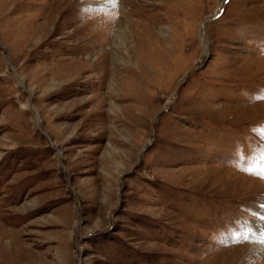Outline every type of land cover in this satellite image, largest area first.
<instances>
[{
  "label": "rangeland",
  "instance_id": "1",
  "mask_svg": "<svg viewBox=\"0 0 264 264\" xmlns=\"http://www.w3.org/2000/svg\"><path fill=\"white\" fill-rule=\"evenodd\" d=\"M262 94L264 0H0V264H264Z\"/></svg>",
  "mask_w": 264,
  "mask_h": 264
},
{
  "label": "bare ground",
  "instance_id": "2",
  "mask_svg": "<svg viewBox=\"0 0 264 264\" xmlns=\"http://www.w3.org/2000/svg\"><path fill=\"white\" fill-rule=\"evenodd\" d=\"M126 18V16H124V19ZM123 21V20H122ZM121 23V25L119 26V29L117 30L118 32H117V34H116V37H115V39H114V46H116V47H119V48H122L121 50H123L125 53L123 54V52H122V54L123 55H127V56H130L129 55V52H130V43H129V38H131V37H128L127 36V32H129L130 30H129V28L127 27V28H124L123 26H122V22H120ZM123 24H125L124 22H123ZM129 24V23H128ZM102 28V27H101ZM104 28V27H103ZM104 30H105V28H104ZM110 30V29H109ZM126 30H128V31H126ZM103 31V30H102ZM106 31V30H105ZM132 39V38H131ZM154 42V41H153ZM142 44V43H141ZM131 57V56H130ZM132 59V58H131ZM125 64L127 65V60H126V58H125V56L123 57L122 56V61H121V65H122V67H124L125 66ZM0 243H2V242H0ZM1 245V244H0ZM259 248H261L260 246H258L257 244H255V245H253V246H251V250L252 251H258V249ZM34 264V263H33Z\"/></svg>",
  "mask_w": 264,
  "mask_h": 264
},
{
  "label": "snow or ice",
  "instance_id": "3",
  "mask_svg": "<svg viewBox=\"0 0 264 264\" xmlns=\"http://www.w3.org/2000/svg\"><path fill=\"white\" fill-rule=\"evenodd\" d=\"M113 2H118V0H113ZM262 95H264V94H262ZM262 159H264V155H262ZM242 170L249 171L250 173L252 172V170L248 169V168H245ZM259 175L261 178H264V172L259 173ZM262 207H264V206H262ZM242 235H243L244 239L248 238L246 233H242ZM261 242H264V236H261Z\"/></svg>",
  "mask_w": 264,
  "mask_h": 264
}]
</instances>
